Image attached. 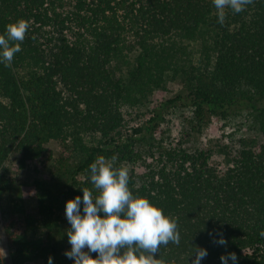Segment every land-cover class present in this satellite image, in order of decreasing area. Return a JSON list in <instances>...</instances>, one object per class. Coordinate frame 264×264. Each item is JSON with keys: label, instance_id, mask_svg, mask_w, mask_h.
<instances>
[{"label": "trees", "instance_id": "1", "mask_svg": "<svg viewBox=\"0 0 264 264\" xmlns=\"http://www.w3.org/2000/svg\"><path fill=\"white\" fill-rule=\"evenodd\" d=\"M225 12L221 25L212 0H0V35L30 22L20 52L0 64V200L23 186L11 173L46 175L30 183L36 215L16 201L7 211V264H73L65 203L82 188L98 194L88 169L100 156L176 219L180 242L160 246L161 264H191L195 246L207 250L201 264L229 252L264 264V0ZM242 114L262 142L241 139L220 170L211 160L221 139L196 135Z\"/></svg>", "mask_w": 264, "mask_h": 264}, {"label": "clouds", "instance_id": "2", "mask_svg": "<svg viewBox=\"0 0 264 264\" xmlns=\"http://www.w3.org/2000/svg\"><path fill=\"white\" fill-rule=\"evenodd\" d=\"M251 2L212 0L217 22L223 25L225 9L240 13ZM29 28L30 22L22 18L5 26L4 34L0 35V64L5 67L11 64ZM88 170V179L98 194L82 188V197L66 201L64 215L70 225L67 233L70 249L64 252L65 257L73 264H161L156 258L160 246L180 242L176 219L164 214L146 197L132 194L127 167H115L100 156ZM259 235L264 237V230ZM215 243L226 245L222 236ZM89 253H96L95 258ZM193 254L191 264H201L207 250L195 246L189 256ZM219 259L221 264H237V256L232 252ZM47 264H53V257L47 258Z\"/></svg>", "mask_w": 264, "mask_h": 264}, {"label": "rangeland", "instance_id": "3", "mask_svg": "<svg viewBox=\"0 0 264 264\" xmlns=\"http://www.w3.org/2000/svg\"><path fill=\"white\" fill-rule=\"evenodd\" d=\"M180 87L177 84H170L168 86L169 95L173 96L179 92ZM185 114L183 112L177 113L172 116V128L173 135H179L182 130V118ZM198 141H209L215 139H221V148H217L213 157L212 164L220 170H225L229 166V161L226 158V154L231 149H238L242 146L241 139H246L250 142H262V137L253 128L252 119L247 117V114L233 117L230 120H220L213 118L211 123L206 127L201 135H196ZM48 151L56 158L59 157V147L57 143L50 142L47 146ZM40 175L30 176L25 173H19L18 175L11 173L9 177L12 181L19 182L21 187L13 189V192L8 196H4L0 200V258L2 264H7V259L12 252L8 245L7 238L4 233V222L8 219V212L11 208L10 205L13 201L21 203L27 213L36 215L37 212V197L36 192L30 183L35 177L42 179L46 178L44 170ZM19 188V189H18ZM21 188V189H20ZM10 207V208H9ZM63 233V232H62ZM70 249V248H69ZM68 249V250H69ZM32 264H43L42 262H35Z\"/></svg>", "mask_w": 264, "mask_h": 264}]
</instances>
